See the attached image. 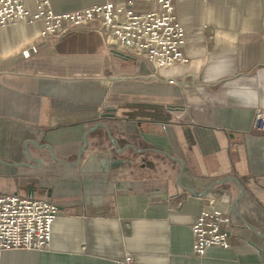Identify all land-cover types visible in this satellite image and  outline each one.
<instances>
[{"label":"crops","instance_id":"0c3cea01","mask_svg":"<svg viewBox=\"0 0 264 264\" xmlns=\"http://www.w3.org/2000/svg\"><path fill=\"white\" fill-rule=\"evenodd\" d=\"M173 1L188 60L165 68L104 28L0 25V193L58 208L47 246L0 264H264V0ZM209 200L231 245L198 256L191 225Z\"/></svg>","mask_w":264,"mask_h":264},{"label":"built area","instance_id":"2783aa9c","mask_svg":"<svg viewBox=\"0 0 264 264\" xmlns=\"http://www.w3.org/2000/svg\"><path fill=\"white\" fill-rule=\"evenodd\" d=\"M41 21V36L64 35L75 27L95 26L110 31L115 42L131 52H142L155 68H165L188 60L183 52L185 31L177 19L173 0H107L61 13L54 12L50 0H34L31 10L23 0H0V25L17 21ZM37 47L21 51L27 58ZM173 83L174 79H168ZM253 128H264V109H256ZM208 201L196 215L191 231L193 252L203 256L211 246L229 248L231 216ZM58 208L45 198L18 192L0 193V251L40 249L49 244ZM115 264H141L127 253Z\"/></svg>","mask_w":264,"mask_h":264},{"label":"water","instance_id":"95a60500","mask_svg":"<svg viewBox=\"0 0 264 264\" xmlns=\"http://www.w3.org/2000/svg\"><path fill=\"white\" fill-rule=\"evenodd\" d=\"M85 144H83V146H84ZM216 183H218V182H216ZM190 193H194V190L192 189V188H190V187H185Z\"/></svg>","mask_w":264,"mask_h":264},{"label":"rangeland","instance_id":"374dc122","mask_svg":"<svg viewBox=\"0 0 264 264\" xmlns=\"http://www.w3.org/2000/svg\"><path fill=\"white\" fill-rule=\"evenodd\" d=\"M30 2H31V4L33 3V5H34V0L32 1V0H30Z\"/></svg>","mask_w":264,"mask_h":264}]
</instances>
